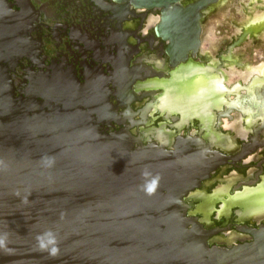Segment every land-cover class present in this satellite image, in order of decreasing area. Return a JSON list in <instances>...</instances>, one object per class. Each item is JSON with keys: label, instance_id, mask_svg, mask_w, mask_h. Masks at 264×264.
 Returning a JSON list of instances; mask_svg holds the SVG:
<instances>
[{"label": "water", "instance_id": "95a60500", "mask_svg": "<svg viewBox=\"0 0 264 264\" xmlns=\"http://www.w3.org/2000/svg\"><path fill=\"white\" fill-rule=\"evenodd\" d=\"M116 1L159 8L157 35L185 53L198 43L200 12L216 0ZM23 28L20 12L0 0V264H264V228L252 242L210 247L212 234L185 216L182 197L224 158L202 154L191 168L205 169L190 181L162 147L134 148L127 132L89 124L63 89L16 96L10 70ZM229 180L218 175L204 186L212 194L194 196L204 221L207 199Z\"/></svg>", "mask_w": 264, "mask_h": 264}, {"label": "flooded vegetation", "instance_id": "af4514ba", "mask_svg": "<svg viewBox=\"0 0 264 264\" xmlns=\"http://www.w3.org/2000/svg\"><path fill=\"white\" fill-rule=\"evenodd\" d=\"M6 1L14 10L20 12L24 21L22 45L23 50L27 52L10 70L16 96L27 98L30 93L39 92L45 84H51L53 89H63L67 96L76 99L81 114L87 117L89 124L107 134L127 132L137 140L133 143L134 148L145 145L162 147L166 152L179 157L177 159L183 170V177L187 175V180L190 181L195 174L205 169L202 166L197 168L199 170L192 171L191 168L193 161L202 157V154L206 158L214 155L224 158L225 161L211 167L212 171L200 174L201 176L192 183L193 187L182 197L186 207L185 216L196 218L205 231L208 229L216 232L207 237L210 247L233 246L254 240L251 232L243 235L240 227L253 231L264 228V213L241 219V207L234 205L227 213L219 214L218 210L222 206V200H219L215 203L207 222L203 220V213L196 211L202 201L194 196L202 190L208 195L212 194L215 190L209 191L208 187L204 186L215 180L218 175H223L224 180H232L229 195L243 190L246 185L256 187L263 181L264 131H260L256 136V128L250 125L246 132H242L240 127L247 126L248 116L245 114L235 130L239 137L231 138L230 134H223L220 130L223 121L228 122L233 120L234 115L237 116V113H227L235 102H240L242 112L250 110L254 115L264 114V84L248 91L244 88L253 83L255 74L245 82L236 81L229 84L224 71L218 72L221 79L225 76L222 86L226 100L219 109L208 107L204 110L207 114L213 113L214 119L210 129L219 137H223L219 144L211 143L206 137V127L202 126L197 116L186 118L178 127L177 123L182 119L180 111L168 113V110L162 111L159 108L162 104L160 98L164 97V87L146 85L155 79L169 80L175 70L189 63L203 67L215 63L220 70L229 66L228 54H219L218 60L209 52L208 58L202 59L199 56L202 51L203 21L214 10L210 11L207 7L206 11L200 12L201 30L198 43L183 53L170 47L168 38L157 35L155 26L160 21L159 8H140L128 1L116 0ZM185 1L191 3L196 0ZM245 38L247 37H244L241 29L239 37L228 45L227 52ZM30 73L35 78L38 77V80L36 85L26 92L21 87L31 85ZM43 76H48V81ZM62 79L71 80L70 84L66 82L67 89L55 83ZM235 87L238 92H231ZM37 99L42 101L40 96H37ZM167 99L168 103L171 102L170 95ZM152 104H155L156 108L149 109L143 119L142 111ZM260 118L257 119L259 124L262 123ZM158 129L170 134L168 143L161 144L156 135L151 133V130ZM253 142H256L254 147L243 152L244 147ZM181 145L183 146L180 147ZM232 172L237 176L227 178ZM255 218L259 220H253ZM225 233L231 235L229 239H233L234 234L243 236L235 237L236 241L230 242V245L215 240L225 238Z\"/></svg>", "mask_w": 264, "mask_h": 264}, {"label": "bare ground", "instance_id": "6f19581e", "mask_svg": "<svg viewBox=\"0 0 264 264\" xmlns=\"http://www.w3.org/2000/svg\"><path fill=\"white\" fill-rule=\"evenodd\" d=\"M225 0H217L210 3L209 10H215L217 7L216 2L221 4ZM264 0H251L250 6H254L253 8L257 9L259 7H264ZM242 31L244 37H259L261 34H264V8L259 13L249 16L248 19L242 24ZM27 51H22L20 57ZM199 56L202 59L208 58L210 55L208 52H199ZM229 62V66L240 65V67L245 70L246 73L251 75H256L253 83L247 87H243L244 89H248V91L256 89L258 85L264 84V62L257 66H247L241 64L240 61L233 57V55L229 52L227 55ZM16 63V61H15ZM14 63V64H15ZM227 63V62H226ZM228 64V63H227ZM14 66V65H13ZM237 66V67H238ZM13 68V67H12ZM223 73V70H220L216 67L215 63H210L208 66L203 67L200 64H186L181 66L179 70H175L172 74V77L169 80L164 79H155L146 83V85H154L155 87H164V97L160 98L162 104L159 105L160 110L164 111L168 110V113L180 111L182 115V119L177 123V126L180 127L183 122H185L186 118L190 119L192 116H197L201 122L202 126L206 127V137L211 140V143H221L223 137H219L216 133H214L210 127L213 123V113L207 114L208 112L204 109L208 107L219 109L224 99V91L222 86V81L225 76L222 77L218 74V72ZM187 73L185 75V73ZM220 76V77H219ZM42 77V76H41ZM248 77V79H249ZM30 86L21 87L24 90L30 91V88H33L36 85V81L38 77H34L33 74L30 73ZM43 78L48 81V76ZM41 79V78H40ZM44 80V81H45ZM43 81V82H44ZM58 81V80H57ZM46 82V81H45ZM55 82L56 84H60L63 88L67 89L68 83L70 84L71 80L62 79ZM68 82V83H66ZM227 82V79H226ZM142 85V84H141ZM145 85V84H143ZM219 85L221 88H219ZM227 86V83H226ZM32 90V89H31ZM231 92H238V88H233ZM170 95L171 102L168 103L167 97ZM167 96V97H166ZM166 98V99H164ZM173 98V99H172ZM174 100V101H173ZM173 101V102H172ZM124 102L125 101H120ZM151 108H156L155 104L147 106L142 111V117L144 119L147 111ZM150 111V110H149ZM227 113H237V117L239 121L242 120V116L247 115V126H241L240 129L242 132H246L248 130V126L252 125L256 129V136L260 131H264V114H252L250 110H245L242 112V107H240V102H235L232 107H229V112ZM261 117V124L258 122V118ZM142 119V120H143ZM257 125H260L257 127ZM153 135H156L159 141L162 144H166L169 142L170 134L166 133L163 129L151 130ZM223 144V143H222ZM183 146V145H181ZM232 184V180L226 182L220 189H218L212 196L207 199V222L208 216L211 211L214 209V205L217 201L222 200V206L218 210L219 214L227 213L230 208L234 205H240V217L243 219L244 217L256 216L264 213V177L263 181L257 185L256 187H251L246 185L243 190L237 191L233 195H229V187ZM227 195L228 197H225ZM243 231V235H248L246 233H253V230L247 229L245 227H240ZM209 233L216 234L214 230H208ZM235 235V236H234ZM235 237H242L243 235L234 234ZM221 240V238H219ZM230 241V240H228ZM231 242V241H230ZM228 245L230 243L228 242Z\"/></svg>", "mask_w": 264, "mask_h": 264}, {"label": "rangeland", "instance_id": "374dc122", "mask_svg": "<svg viewBox=\"0 0 264 264\" xmlns=\"http://www.w3.org/2000/svg\"><path fill=\"white\" fill-rule=\"evenodd\" d=\"M250 3L251 0H225L221 4L219 3L215 10L207 15L203 21L201 50L209 52L216 60L219 59V54L227 55L230 52L240 63L250 67L264 62V34H261L257 38L247 37L237 45L231 47L227 52L228 45L239 37L242 24L249 16L259 13L264 8L259 7L254 9V6H250ZM224 51L227 53H224ZM223 71L229 80V84L236 81L245 82L249 77V74L245 70L237 66H224ZM232 122L233 124L231 125L230 123ZM239 123L241 121L234 115L233 120H228V122L223 121L220 131L226 135L230 134L231 138L239 137L235 132ZM253 220L258 221L259 219L255 218ZM223 236L225 237L221 238L223 242L230 243L231 241L234 243L236 241L234 238L229 239L231 235L228 233H225Z\"/></svg>", "mask_w": 264, "mask_h": 264}]
</instances>
